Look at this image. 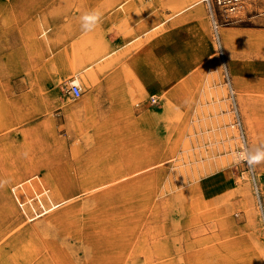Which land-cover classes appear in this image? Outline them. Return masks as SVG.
<instances>
[{"label":"rangeland","instance_id":"1","mask_svg":"<svg viewBox=\"0 0 264 264\" xmlns=\"http://www.w3.org/2000/svg\"><path fill=\"white\" fill-rule=\"evenodd\" d=\"M183 4L0 0V264H264V20Z\"/></svg>","mask_w":264,"mask_h":264},{"label":"built area","instance_id":"2","mask_svg":"<svg viewBox=\"0 0 264 264\" xmlns=\"http://www.w3.org/2000/svg\"><path fill=\"white\" fill-rule=\"evenodd\" d=\"M203 1L205 2V4H207L214 19L215 18L217 19V20H214L213 27H214L216 35L218 36L220 33L219 32L220 23L218 19V12L221 13L226 18H229L230 15L237 14L241 11V9H244L245 13H249V14L255 13V15L261 17L264 20V0H203ZM70 92L75 98H78L82 94V87L79 84H72L70 88ZM240 123L241 122L239 121V119H237L236 124H240ZM240 127H241V124H240ZM14 193H15L16 199L20 203L21 201L18 198L15 191ZM21 206L23 205L21 204ZM41 207L43 210L45 206L41 204ZM41 207H40V210H41Z\"/></svg>","mask_w":264,"mask_h":264},{"label":"bare ground","instance_id":"3","mask_svg":"<svg viewBox=\"0 0 264 264\" xmlns=\"http://www.w3.org/2000/svg\"><path fill=\"white\" fill-rule=\"evenodd\" d=\"M182 2H184V4L182 6H178L179 8H177L171 15H169L166 19L163 20V22L159 23V24H156L154 25L152 28L153 29H156L158 27H160L162 24L166 23L167 21L171 20L172 18L176 17L177 15L179 14H182L184 13L185 11L193 8L194 6L200 4L201 2H203V0H182ZM178 3H179V0H178ZM122 6V5H121ZM242 10V9H241ZM147 33V32H145ZM145 33H143L142 35H144ZM141 35L137 36L136 38L132 39L131 41L125 43L122 47L130 44L131 42H133L135 39L139 38ZM94 43L92 39L88 38L86 39V43L88 46L90 44ZM95 45V44H93ZM83 46V45H82ZM119 49H121L120 47L119 48H116V49H113V50H110V51H106L104 53H102L98 60L95 61V62H92V63H89V64H82V62H76L74 61V66L75 67H80L79 70H77L75 72V75L74 77L72 78V81L76 84H79L80 86H84V84H89V83H92L95 81L96 79V72H95V65L102 61V64L104 63L107 64V66H112L114 65V59L116 58L117 54H118V51ZM93 50H96L98 51L99 50V46L96 45L94 47ZM96 63V64H95ZM81 65V66H80ZM81 73H84L82 74V76L80 75ZM234 92H236L234 90ZM223 93V91H222ZM230 96V95H229ZM215 100V99H213ZM200 115V114H199ZM200 117V116H199ZM237 135V134H236ZM240 150V149H239ZM240 156V154H239ZM263 248V254H264V246L262 247Z\"/></svg>","mask_w":264,"mask_h":264},{"label":"crops","instance_id":"4","mask_svg":"<svg viewBox=\"0 0 264 264\" xmlns=\"http://www.w3.org/2000/svg\"><path fill=\"white\" fill-rule=\"evenodd\" d=\"M204 2V1H203ZM210 11V10H209ZM240 13H245V10L244 9H242L241 11H240ZM240 13H237L238 15L240 14ZM210 16H211V18H212V22H213V26H214V20H217L216 18L214 19V17L212 16V14H211V11H210ZM261 18V17H260ZM262 19V18H261ZM170 21V20H169ZM168 22V21H167ZM166 22V23H167ZM165 24V23H164ZM220 27V26H219ZM220 30V29H219ZM262 32H264V31H261L258 35H259V38H262L263 39V34H261ZM217 38H219V36L217 35ZM264 40V39H263ZM220 42V41H219ZM233 86V85H232ZM82 87V86H81ZM20 184H22V183H20Z\"/></svg>","mask_w":264,"mask_h":264},{"label":"clouds","instance_id":"5","mask_svg":"<svg viewBox=\"0 0 264 264\" xmlns=\"http://www.w3.org/2000/svg\"><path fill=\"white\" fill-rule=\"evenodd\" d=\"M84 19H85V21H95L97 19V17L94 15H89V16H85ZM85 26L88 27L87 24Z\"/></svg>","mask_w":264,"mask_h":264}]
</instances>
